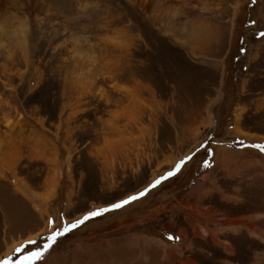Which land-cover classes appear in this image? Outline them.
<instances>
[{
	"label": "rangeland",
	"instance_id": "1",
	"mask_svg": "<svg viewBox=\"0 0 264 264\" xmlns=\"http://www.w3.org/2000/svg\"><path fill=\"white\" fill-rule=\"evenodd\" d=\"M0 264H264V0H0Z\"/></svg>",
	"mask_w": 264,
	"mask_h": 264
},
{
	"label": "snow or ice",
	"instance_id": "2",
	"mask_svg": "<svg viewBox=\"0 0 264 264\" xmlns=\"http://www.w3.org/2000/svg\"><path fill=\"white\" fill-rule=\"evenodd\" d=\"M189 159H191V157H189ZM207 166V165H205ZM179 168V166H177ZM174 175L173 172H168V177H172ZM166 177H161L159 180H157L153 185H152V188H155L157 185H159L163 180H165ZM145 196V192H141L139 193V197H143ZM137 196H132L130 198V200L126 199V200H123L121 202H118V203H114L112 206H111V209H108V208H105V209H101L100 211H95V212H90L88 215L84 216L83 220H78L76 221V223L74 224H70L68 225L67 227H63L61 229H59L54 235H52L50 237L51 240H53V242H55V240L57 238H59L60 236H64V235H67L70 231L76 229L77 227L83 225L85 222H87L89 219H92V218H95V217H98L100 216L102 213H107L108 211L110 210H119V209H122L123 207L129 205V203L131 201H136L138 200ZM51 223V222H50ZM168 239L170 241L172 240H176V239H179L178 237H173V236H168ZM50 247V246H49ZM34 256H36L37 254L36 253H33ZM42 258V257H41Z\"/></svg>",
	"mask_w": 264,
	"mask_h": 264
},
{
	"label": "bare ground",
	"instance_id": "3",
	"mask_svg": "<svg viewBox=\"0 0 264 264\" xmlns=\"http://www.w3.org/2000/svg\"><path fill=\"white\" fill-rule=\"evenodd\" d=\"M19 1H23V2H26V1H28V0H19ZM146 2H147V1H146ZM146 2H145V4H146ZM145 4H144V5H145ZM4 29H5V28H4ZM15 127H16V126H15Z\"/></svg>",
	"mask_w": 264,
	"mask_h": 264
}]
</instances>
